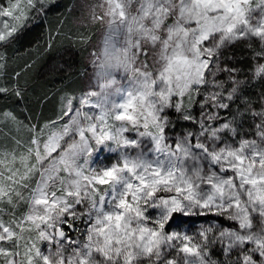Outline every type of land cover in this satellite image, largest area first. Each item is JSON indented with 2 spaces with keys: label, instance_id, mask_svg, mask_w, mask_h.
<instances>
[{
  "label": "snow or ice",
  "instance_id": "snow-or-ice-1",
  "mask_svg": "<svg viewBox=\"0 0 264 264\" xmlns=\"http://www.w3.org/2000/svg\"><path fill=\"white\" fill-rule=\"evenodd\" d=\"M0 264H264V0H0Z\"/></svg>",
  "mask_w": 264,
  "mask_h": 264
}]
</instances>
